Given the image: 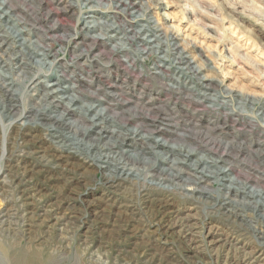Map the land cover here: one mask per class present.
<instances>
[{"label":"rangeland","instance_id":"rangeland-1","mask_svg":"<svg viewBox=\"0 0 264 264\" xmlns=\"http://www.w3.org/2000/svg\"><path fill=\"white\" fill-rule=\"evenodd\" d=\"M42 1L54 18L57 17L55 20L59 34L53 43L50 55L46 56V59H41V62L46 65L43 61L48 62L56 58L55 67L38 72L35 81L31 84L29 78L23 77L22 73L28 75L27 73L32 70L35 72L34 69L28 65L26 69L20 70L12 65L14 68L7 70L11 62L8 52L11 51L7 48L8 44L0 48L2 67L0 70L4 75L12 76L16 82L11 86L10 91L15 99L14 109L19 110L22 102L25 105V116L19 117L5 112L0 101V161L4 165L0 174V225L3 226L1 229H6L10 225H21L29 229L27 237L31 239L26 249L33 248L40 251L43 258L41 264H130L138 255L145 259L146 264H264V234L258 233L259 222L264 220V207L262 210L252 211L253 214L250 216L248 214L243 216L244 213L238 211L240 217H232L226 213L225 205L235 199L233 196L223 199L227 189L215 184L213 179H209L211 181L209 184L204 182L195 184L186 176L182 177V181L160 182L159 169L154 170L155 177H148L152 182V186H148V195H145L148 197L142 199L143 201L140 198L134 199L136 192L132 194L130 186L137 181L142 182L141 179L146 173L142 162L137 163L139 165L137 170L129 169L128 166L124 171L115 170L109 162L114 163L113 160L120 159L121 155L124 158L140 155L141 160L157 162L159 168H164L169 173L174 171L159 158L160 156L157 159V155L150 152L142 153L140 140L130 138L126 143H119L120 149L113 148V152L107 154L109 156L99 155L103 152H99L98 147H104L113 141L109 133L104 132L98 137L93 131L88 130L91 136L85 137L81 131L75 134L73 129L68 130L70 123H77L81 108L86 107L85 103H90L96 98L103 99L101 108L105 105L112 107V112L117 118L132 112H146L147 107L164 108L170 91L162 81L163 78L158 75L155 77L154 72L160 70L159 65H165L166 68L164 66L161 68L166 72L164 76L168 73V75L174 74L172 75L174 78L180 77L181 82L184 80L185 84L191 87L193 94V96L185 93L171 94L170 104L174 107L173 112H176L174 115L178 125L174 127L177 132H183L184 129L190 137L199 135L195 133L199 128H214L221 132L225 143L236 144V150L242 149V152L236 153V156L233 153L228 154V158L236 164V171L232 172L230 177L236 175L239 180L248 181L249 185L264 186V164L261 162L263 159L261 157H264V0H123L125 3L121 6L116 0H112L110 2L112 7L108 6V0H102L100 3L90 2L80 12L77 0ZM12 2L25 9H31L38 4V0H26V2L12 0ZM80 2L85 1L80 0ZM66 4L70 7L63 10ZM127 6H129L128 12L133 15L130 17L131 24L137 27L136 30L142 25L141 29H145L146 32L141 31V34L135 32L137 34L135 36L133 32L128 33L131 39L125 43V47L129 49L127 54L130 56L127 65L123 66L121 61L113 60L108 63L106 60L113 50L120 46L119 43L127 41L121 40L124 32H118V39L108 40L93 26L105 23L126 28L129 25L124 23V17L129 15H125L123 10ZM5 26L7 30L12 28L10 23H6ZM69 28L78 31L76 40L79 44L74 51L79 49L89 51L90 58L84 65L74 64L71 61L72 52L68 51V56H65L59 45L62 29L65 32L71 31ZM164 34L176 37L177 44L169 45V55L163 52V49L156 51V49H148L149 47L145 48L144 39L153 41L157 38L165 42ZM35 37V34L29 36L30 39ZM163 46L165 49V44ZM182 48L185 50V56L190 57L188 59L191 61V66L194 64L202 67L200 75L196 76L197 78L193 77V82L177 74L179 70L175 65H169L167 60H172L173 56H176L175 52H181ZM91 65L96 67L91 68ZM79 68L80 73L87 75L89 79L92 77L95 79L91 84L84 82L74 89L76 92L74 94L80 101L71 105L66 111L67 124L57 129V132L63 133L62 137L66 136L71 140L64 144L62 137L56 138L59 133L50 136L45 129L41 130V120L35 117L32 109V106H37L36 100L28 95L32 94L30 89L37 82L42 83L40 86L46 89V85L52 79L63 78L62 74H65V71L62 73L61 70H67L66 77L73 71L74 78H79L77 75ZM128 74L130 82L123 83V78ZM201 75H207L206 81L210 83V88L203 89L202 94L199 95L197 82ZM102 81L116 82L118 87L115 89L118 95L112 97L104 94L106 90L99 86ZM189 97H198L202 102L197 103L195 98L193 100ZM191 116H194L196 122L194 131L190 130L188 124ZM173 123L171 124L176 125ZM88 124L89 122H84V128ZM171 124L170 126L173 127ZM89 138L95 139L91 142ZM159 139L167 140L168 143H179L177 136L171 132L166 133V136L162 135ZM203 139L201 137L198 140L201 146L210 147L207 138ZM3 142H5L4 156L1 154ZM57 145L61 146V149L56 148ZM162 148L157 150H164ZM61 150L69 154L70 163L61 160L60 166L56 167L45 155L51 151ZM17 159L22 160L23 166L29 163L35 165L33 172L25 177L26 182L23 185L25 188H39L36 191H29L28 206L18 207V195H16L18 192L14 188L16 183L12 181L17 170L13 167L7 168ZM73 164L78 165L75 167V172ZM106 164L108 168L105 167ZM96 165L104 168L98 169ZM215 168L212 170H216ZM19 172L22 173V170ZM102 174L118 175L125 181H122V185L118 187L108 188L98 180ZM70 196L79 197H76L77 202L73 208L66 206V200ZM215 200L220 203H215ZM162 201L163 204L159 205ZM242 202L240 197H236L237 204L240 205ZM152 207H159L168 216V221L164 222L168 225L163 228L161 237H158L159 233H150L156 228L155 223L151 222ZM244 209L250 214L248 207ZM143 228L144 232H142ZM19 237V233L0 232V264H12L14 253L18 252L21 244ZM51 240L56 246L60 245L57 248L58 252L51 249ZM107 254L118 256L123 261L109 262L106 258Z\"/></svg>","mask_w":264,"mask_h":264},{"label":"bare ground","instance_id":"bare-ground-1","mask_svg":"<svg viewBox=\"0 0 264 264\" xmlns=\"http://www.w3.org/2000/svg\"><path fill=\"white\" fill-rule=\"evenodd\" d=\"M83 1H85V2H80V0H77V6H78L79 12L82 11L83 9H85L86 6L88 4H90V2L91 3L92 2L100 3L102 0H83ZM111 1L112 0H108V3H109L108 6L109 7H112V3H110ZM25 2H26V0H25ZM116 2L119 6H121L122 4L125 3L123 0H116ZM36 5L37 6L31 7V9H29V8L25 9L23 7H19V6L15 5L12 2V0H0V48L2 47V45L8 44L7 48L11 51V52H8L9 53L8 58L11 62L9 64L7 70L8 69L12 70V68H14V66H15V68H19L20 70H24V69H26V66L28 67V65H30L34 69L35 72H33V70H32V72L27 73L28 75L30 74L29 76L24 75L25 72H23L22 76L29 78L28 80L31 81L30 82L31 84L35 81L34 78L36 77L38 72H40L43 69L47 70V68L53 69V67H55L54 64H55L56 58H53V60H50L48 62L43 61V62H45L46 65H44L41 62V59L42 60L46 59L45 57L50 55V53L52 51L53 43L55 42V39L58 37V34H59V33L57 34L58 25L56 24V20H55V19H57V17L54 18V16L51 14V11L49 9H46L47 8L45 6L46 4L44 5V2L42 0H38V4H36ZM67 7H70V5H67V4L64 5L63 10H66ZM115 7L117 8L118 6H115ZM128 11H129V6H127L123 10V13L125 15H129V16L124 17V20H125L124 23L126 25H129V26H126V28H124V27L120 28L118 26H113V24H105V23L103 25H97L96 27L93 26L97 31H99L100 33L105 35L108 40H110L111 38L118 39L119 38L117 36L118 32H120V33L124 32V36L121 37V40L122 41L127 40V41L119 43L120 46L116 47L113 50L110 57L106 60L108 63H111L113 60H115L118 62H120V61L123 62V64H122L123 66L127 65V62L129 60L128 58L130 55L127 54V51L129 49H127L125 47V45H126L125 43L131 39V37H130L131 35L128 36L129 35L128 33L133 32V36H135L137 34H141V31L146 32L145 29H141L142 25H141V28L139 30H136L137 27H134L131 24L132 18H130V17L133 15L131 12H128ZM111 19H112V17H111ZM84 20H85V17H84ZM90 22H94V21H90ZM6 23H10L12 25V28H8V30H7L6 29L7 27L5 26ZM69 29H71V31L66 29L67 30L66 32L64 29H62V35L58 40L59 45L62 48L63 54L65 56H68L67 55L68 51L72 52L71 53V55H72L71 61L74 64L79 65V64L83 63V65H84L88 61L87 59L90 58L89 51L84 50V49H79L78 51H74V49L76 50V48H77L76 46L79 44L78 41L76 40V39H78V38H76L78 31L74 28H69ZM135 32H137V34H135ZM34 34L36 35L35 39H32V38L30 39L29 36L34 35ZM80 34H82V33H80ZM154 37H156V35H154ZM163 39H165V42H163L157 38H155L153 41H149V40L144 39L143 44L145 45V48L149 47L148 49H153V50L156 49V51H160V49L161 50L163 49V52H165L167 55H169V51H170L169 45L170 44L174 45L176 43L175 42L176 37L172 36V35L164 34ZM143 44H142V46H143ZM164 44L166 46L165 49L163 48ZM59 48H57V49H59ZM177 50H179V49H177ZM184 51L185 50L183 48H182L181 52L176 51L175 52L176 56H173L172 60L171 59H167V60L169 61V65H171V66L175 65V67L179 70V71H177V74H179L180 76H183V77H187L190 79V81H192L193 77H196V76L198 77V75H200V73L202 71V69H201L202 67L200 65H197V64H196L197 66H194V64H193V66H191L190 65L191 61L189 60L190 57H188L189 58L188 59L185 56ZM141 52H143V51H141ZM0 57H1V55H0ZM161 59L166 60L164 57H161ZM102 64H103V62H102ZM12 65H14V66H12ZM183 65L185 67H183ZM61 66H63V64H61ZM163 66L165 67V65H163ZM163 66L159 65L158 67H160L159 68L160 70H158L157 72H154V74H155V77H156V75H158L159 77L163 78L162 81L169 88V91H170V94H169L170 96H168V99L165 102L164 108L153 109V108L147 107L148 111H146V112H142V111L132 112L130 114H126L125 116H123L121 118H117V115L112 112L113 111L112 107L105 105L103 108H101V106L103 105V104H101V100H103V99L96 98V100H94L90 103H87V104L85 103L86 107L84 109L81 108L79 119H78L77 123H70L68 130L71 131L73 129L75 134H78V131H81V134H83V136H85V137L91 136L89 131H91V132L93 131L96 135H98V137H100L101 134L104 132L109 133V135L112 137L113 141L108 143V145H105L104 147H98V151L103 152L102 154H99V155H107L109 153H112L113 148L118 149L119 145H120L119 143H122V144L126 143V141H128L130 138H132L134 140L135 139L140 140L139 145H140V151L142 153L150 152L154 155H157V157H156L157 159L161 158V160L163 162H166L168 164V167L174 171V172L169 173L164 168H159V166H158L159 164L157 165V162L141 160L142 158H140V155H132L131 157L126 156V158H124L123 155H121L120 159L113 160L114 163L108 161L110 164L113 165L115 170H120V171L127 170L128 166H130L129 169L134 168L137 170L138 166H139L138 164H140L138 162L139 161L142 162L144 169H146V173L143 176V178L141 179L142 182L140 183L137 181V183H134L135 181L133 180L134 184H132L130 186L131 193L134 194L133 192L134 191L136 192V195H134V197L136 196V198H134V199L140 198V200H142V199H145L148 197V196L145 197V195H148L147 192H148L149 187H150L149 185L152 184V182L148 180V177L149 178L155 177L156 173L154 174V170L159 169L160 173H161V174L159 173L160 174L159 175L160 182H162V181L163 182L164 181L173 182V181H180V180L182 181V177L186 176V177H188V179L191 180V182H195V184H200L201 182L209 184L211 182L209 179L210 178L213 179L215 181L214 182L215 184H219L222 187H224L225 189H227L225 195L223 196V199H229L230 196L234 197L235 201L230 200V201H228V203H226L228 205H225L226 213L228 215H231L232 217L233 216L235 218L240 217L238 211L244 213L243 216H246V214H248V216H250L251 214H253V212L255 210H259V209L262 210L264 207V186L259 185V184H258L259 186L258 185H252V184L249 185L248 181H246V180L241 181L236 177V175H234L233 177H230L232 172L236 171V167H235L236 164L234 162H232L230 160V158H228V156H229L228 154L233 153L236 156L237 154H240L242 152L241 148H238V150H236V144L225 143L223 141L224 138L222 137V133L217 131L214 128H208V127L207 128L203 127L204 129L199 128V129L195 130V133H199V135H197L196 137H192V136L190 137V134L187 135L185 133L186 130H184V129H183V132H177L176 127H177L178 123H177V121H175V115H174L176 112H173L174 107L171 106V104H170V101H172L171 100V98H172L171 94L176 95V93H177V95H180V94L185 93V95H188V96H193V94H192L191 87H188L185 84L183 79H182L183 82H181L179 80L180 77L177 76L176 78H174V76H172L174 74L168 75V73L166 76H164V73H166V72L162 71L161 68H163ZM90 67L94 68L96 66L91 65ZM0 69H2L1 66H0ZM96 69H98V68H96ZM183 69L186 71H183ZM61 71H62V73H64V71H65V74H62L63 78L52 79V81L46 85V87H47L46 89H44L42 86H40V84H42V83L39 84L37 82L30 89L32 94L27 93V95L29 94L28 95L29 97H32L33 99L36 100L37 106H32V109H33V114L35 115V117L40 118V120H41V122H40L41 130L45 129V131H47L46 133L50 136H55L56 133H59V135H56V138H59V139L62 137L63 133L57 132V129L63 128L67 124V122H66L67 119L65 118V115H67L66 111H68L71 108V105H73L77 101H80L79 97L74 94V92H75L74 89L76 87H79L80 84H82L84 82H86V84H91V83H93V80L95 79L94 77L89 79L87 77V75L80 73L81 72L80 68L77 72V75L79 76V78H77V79H76V77L74 78V76L72 75V73H74L73 71L71 73L67 74L69 78L66 77L67 70H61ZM98 71H100V70L98 69ZM208 74H210V73L208 72ZM128 77H129V74L125 78H123V83L128 84L130 82ZM66 78L70 82L67 80H64ZM198 80H197L198 81L197 82V86H198L197 90H198V94L200 95V94H202L201 91H203V89L210 88V83L206 81V80H208L207 75H201V77H199ZM173 82H175V83H173ZM15 83H16L15 79L12 76L4 75L0 70V101L2 102L3 110L9 114L13 113L16 116L24 117L25 116L24 102H22L19 110L14 109L16 107L15 101H14L15 99L13 97V94L10 91H11V86L14 85ZM99 86H102L101 89L103 88L106 90V92L104 94H107V95L112 96V97H116L118 95V93L116 92V89H115L118 87L116 82H109L108 81L107 83L106 82L104 83L102 81V83H100ZM211 95H213V94H211ZM189 98H191V99L195 98V101H197V103L202 102V100L199 101L200 98H198V97L197 98L196 97H189ZM212 100L216 101V99H212ZM128 101L130 102V100H128ZM243 101H245V100H243ZM142 104H140V105H142ZM189 104H190V102H189ZM248 106H249V104H248ZM60 108H61V110H60ZM200 108L202 109V107H200ZM14 111H16V112H14ZM263 117H264V113H263ZM189 119L190 120L188 121V124H190L189 125L190 130H193L194 128H196V122L194 120V116H191V118H189ZM84 122H89L88 126L85 128H84ZM171 123L176 124V125H172ZM170 124L173 127H171ZM174 126H176V127H174ZM212 127H213V125H212ZM170 132H171V134H175L177 136V140L179 142L178 144L168 143L167 140L162 141L161 139H159V137H161L162 135L166 136V133H170ZM30 134H32V133H30ZM201 137H203L204 139L207 138V140L211 146L208 147L209 146L208 144H207L208 146L206 145L207 147L201 146V144L199 143L200 141H198L199 139H201ZM2 138L4 139V136ZM89 139L91 140V142H93L94 141L93 139H95V138H89ZM61 140H63L64 144L68 141H71L69 139V137H66V136H63ZM61 140H60V142H61ZM58 147H60V149H61V146L57 145L56 148H58ZM95 147H97V146H95ZM25 148L27 150V147H25ZM160 148L164 149L165 152H163L164 150H161V151L157 150ZM35 149H36V147H35ZM23 150H25V149H23ZM1 152H2L1 153L2 156H4L5 142H3V144H2ZM36 154H38V153H36ZM46 156L48 157V159L53 164H55L56 167L60 166L61 160H64L65 163H70L69 154L64 153L63 150L58 151V152H55V151L52 152L51 151V153H49V154L46 153L45 157ZM107 156H109V155H107ZM158 156H160V157L158 158ZM261 158H263V159H261V162L264 164V157H261ZM121 159H122V161H121ZM13 162L14 163L11 166L9 164V166L7 168L13 167V168H16V170H17L15 172L16 174L14 173L15 175H14L12 181H13V183H16V186H17V187L15 186L14 188L18 192L16 194V195H18L17 196V203H19L18 207H20L22 205L28 206L29 205L28 201L30 198L29 197V194H30L29 191L30 190L36 191V190H39V188H35V189H31L28 187L25 188V186H23V185L26 182L25 177L28 176V174H30L31 172H33L35 165H34V163H29L27 166H23L22 165L23 162L21 159H17L16 161H13ZM259 164H260V162H259ZM3 166L4 165L0 161V174H2ZM73 166H74L73 169L75 172V167L78 165L73 164ZM95 167H97L98 169L104 168V167L99 166V165L98 166L96 165ZM105 167L108 168V164H106ZM212 168L213 169L215 168L216 170H212ZM20 170H22V173L19 172ZM38 171H40V170H38ZM98 171H100V170H98ZM74 174H76V173H74ZM115 174H117V173H115ZM93 177H95V176H93ZM98 180L100 181V183L103 186H106L108 188L118 187L119 185H122L121 184L122 181H125V179H121L118 175H105V174H102ZM193 180H195V181H193ZM83 183H85V182H83ZM180 187H182V185H180ZM177 188H179V187H177ZM114 189H112V190H114ZM115 191L116 190H114V192ZM128 193H129V191H128ZM206 193L208 194V192H206ZM221 195H222V193H221ZM76 197H78V196L68 197V199L66 200V206L73 208L75 206V203L77 202ZM236 197H240L243 200L242 204L239 205L236 203ZM159 199L160 198H158V200ZM163 201L159 202V205L160 204L162 205ZM217 201L218 200H215V203L219 204L220 202H217ZM230 202H233L235 204L232 205ZM229 206H232V208L228 209ZM243 207L244 208L248 207V209L250 210V214L246 213V210ZM25 210L26 209H23V211H25ZM19 213H21V212H19ZM25 213H27V212H25ZM141 213H142V211H141ZM21 214H23V213H21ZM165 214L166 213H163L159 209V207H157V208L152 207V210L150 212L151 222L155 223L156 228H155V230L151 229L153 231V232L150 231L151 234L159 233L158 237L162 236L161 234L163 233V231H162L163 228H165V225H168V224H164V222L168 221V218H167L168 216ZM124 215H125V213H124ZM13 225H15V224H13ZM2 227L3 226L0 225V232H2V233L15 232V233H19V235H20V237L18 239H19V242L21 244L18 247V252L15 251V253H14L12 264H41L43 262V258H42V255L40 254V251L34 250L33 248L30 250L26 249V248H28L27 245L29 244L28 242L31 239V238L27 237L29 229H25L21 225H17V226L10 225V226H8L9 228L7 227L6 229H1ZM258 229H259V232H258L259 234H261V233L264 234V220L259 222ZM142 232H144V228H143ZM164 239H165V237H164ZM51 242H52L50 245L51 249L53 248V250H56V252H58L57 248L60 247V245L56 246L52 240H51ZM36 251H38V252H36ZM63 254H65V253H63ZM64 257H66V256H64ZM106 258L109 260V262H114V263H118L120 261H123L122 258H119L118 256H110L109 254L106 255ZM127 263H130V262H127ZM130 264H146V261H145V259L143 260L142 256L138 255V257H135V259L133 260V263L131 262Z\"/></svg>","mask_w":264,"mask_h":264}]
</instances>
